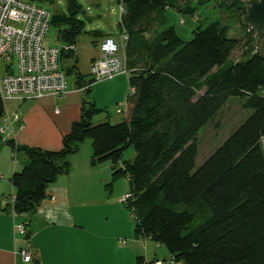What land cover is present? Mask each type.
<instances>
[{
    "label": "trees",
    "instance_id": "1",
    "mask_svg": "<svg viewBox=\"0 0 264 264\" xmlns=\"http://www.w3.org/2000/svg\"><path fill=\"white\" fill-rule=\"evenodd\" d=\"M117 1L122 7L118 30L128 35L123 121L92 124L102 111L86 103L59 151L6 141L28 160L11 177L14 213L30 214L47 199V187L69 173V156L89 139L91 163L110 162L113 181L128 178L131 197L125 207L132 212L137 237L164 246L182 264H264V153L259 145L264 135V54L250 50L258 36L240 19L247 6L235 0L228 8L244 28L242 37L230 36V20L220 16L196 26L192 38L182 41L173 27L163 28L166 10L189 13V8L181 11L177 0ZM211 1L195 0L190 11ZM75 8L71 0L69 11ZM51 23L62 45H74L80 21L51 16ZM244 39L246 58L231 61ZM73 54L61 50L59 58ZM77 79L83 87L80 75ZM233 97L250 115L195 168L199 130ZM3 115L0 100V119ZM128 148L133 158L123 160Z\"/></svg>",
    "mask_w": 264,
    "mask_h": 264
},
{
    "label": "crops",
    "instance_id": "2",
    "mask_svg": "<svg viewBox=\"0 0 264 264\" xmlns=\"http://www.w3.org/2000/svg\"><path fill=\"white\" fill-rule=\"evenodd\" d=\"M96 35L99 39L95 42L96 52L88 60V74L91 61L98 56V45L106 37L99 33ZM78 37L72 45L75 54L78 53ZM56 40L59 42L57 46H62L63 42ZM124 49L125 44H121L123 52ZM78 75L83 79V74ZM78 75L63 97L49 94L39 100H6L21 108L18 114L17 108L9 112L4 107V115L0 119V264H182L173 261L164 246L135 235L133 218L123 203V194L114 192L112 165L110 162L91 163L89 139L90 143L85 140L69 156V173L57 177L47 187V199L30 214L14 213L11 198L15 189L11 177L20 172L28 160L24 153L12 150L6 141L12 140L17 147L59 151L63 136L69 132L72 123L79 120L81 108L86 107V103H93L101 109L100 121L110 123L112 120V124L123 121L124 110L119 113L123 114L121 119L117 114L104 115L103 107L125 102L129 91L128 73L93 84L90 88L94 94L93 101L82 96ZM84 82L83 79L81 83ZM97 90L99 92L95 93ZM107 96L110 100L103 99ZM97 97L105 101L101 106L97 105ZM14 113L19 115L22 128L13 125L2 132L3 121ZM118 163L116 168H122V161ZM124 178L128 183V193L129 181ZM20 225L25 226L24 234L18 230ZM26 231L29 238H26ZM21 250L30 254L29 262L24 261Z\"/></svg>",
    "mask_w": 264,
    "mask_h": 264
},
{
    "label": "rangeland",
    "instance_id": "3",
    "mask_svg": "<svg viewBox=\"0 0 264 264\" xmlns=\"http://www.w3.org/2000/svg\"><path fill=\"white\" fill-rule=\"evenodd\" d=\"M70 1L71 0L37 1L39 5L49 10L52 17L65 16L66 18L81 22V33L76 41L78 53H74L72 56H61V60L59 61L61 69L66 71L67 88H70L77 73L83 74L85 82L90 80V75L88 74V60L91 55L96 52L95 42L99 39L96 33H99L101 36H111L118 41V24L121 14L117 0H75L77 8L72 12L69 11ZM232 1L235 0H212L209 4L199 6L195 11L191 12L190 8L196 7L195 0H177L176 4L180 7L181 11L184 12L185 9L187 10L189 8V13H178L174 9L166 10L165 17L167 22L163 28L173 27L177 36H179L182 41H189L193 36L192 31L196 26L204 27L212 20H216L220 18V16H223L225 19L230 20V36L240 38L243 35L244 28L240 23L234 21V13L228 9ZM237 1L240 5L247 6L246 0ZM243 18L242 16L240 19L243 21ZM57 37L58 28L54 23H51L43 44L45 46H57L59 45V42L56 40ZM244 44L245 39L242 40L240 47L231 53V61H240L246 58V46H244ZM262 45L263 39L258 40V37H256L254 43L250 45V50L252 51L255 49L258 53L264 54V47ZM119 47L121 51V45H119ZM6 64L0 62V73H3V68L7 66ZM71 67H75L74 73H67V70ZM100 87L101 86H98V88ZM98 92L97 90L95 93ZM82 96L86 97V100L93 101L92 97H94V94L92 93V89L87 94L83 92ZM103 99L110 100L108 96ZM97 100L98 106H101L100 104L105 102L101 101L100 97ZM88 103H90V101ZM4 107L8 111L10 110L9 112L17 108L16 111L20 114L21 106L18 107L13 101H4ZM124 107V101L116 104L113 103L111 106L103 107L105 111V113H103L104 115L110 116L114 114L119 115V113L123 112ZM117 110L119 112H117ZM250 113V110L242 107V101L239 98H230L215 117L199 130L195 139L197 145L195 168H198L201 163L245 120V118L250 115ZM102 115L103 114L93 116L92 124L105 122L102 120L100 121ZM118 117L122 119L123 114ZM113 122L112 120L110 121L111 124ZM87 142L90 143L89 140H87ZM84 146H82V149ZM133 155V150L128 148L123 153V160L131 159ZM117 167H119V163H117ZM113 188L115 193L122 192V197H124L128 189L126 178L121 177L116 180L113 184ZM180 208L181 207H177V210H180Z\"/></svg>",
    "mask_w": 264,
    "mask_h": 264
},
{
    "label": "built area",
    "instance_id": "4",
    "mask_svg": "<svg viewBox=\"0 0 264 264\" xmlns=\"http://www.w3.org/2000/svg\"><path fill=\"white\" fill-rule=\"evenodd\" d=\"M119 10L122 11L120 5ZM50 21L51 13L39 5L37 0H0V62L7 63L3 73H0L2 102L15 98L39 100L49 94L60 98L66 94V74L59 65L60 51L73 52L74 48L72 45L43 44ZM127 40V33L120 29L119 43L126 44ZM119 43L111 36L103 38L98 45V56L90 63V80L84 82L81 91L84 92L93 84L112 80L119 74L128 73L125 55L120 51ZM261 94L264 96V87ZM55 113H58V109H55ZM13 125L18 129L22 128L17 113L6 117L1 131L11 129ZM259 145L264 153V135L261 136ZM130 197L126 193L123 203ZM14 198H11L12 205ZM129 213L133 218L132 212ZM18 230L22 234L25 232L22 225ZM20 253L25 262L31 260L30 254L25 250Z\"/></svg>",
    "mask_w": 264,
    "mask_h": 264
},
{
    "label": "water",
    "instance_id": "5",
    "mask_svg": "<svg viewBox=\"0 0 264 264\" xmlns=\"http://www.w3.org/2000/svg\"><path fill=\"white\" fill-rule=\"evenodd\" d=\"M247 11L243 18L245 25L252 28L258 40L264 36V0H248Z\"/></svg>",
    "mask_w": 264,
    "mask_h": 264
},
{
    "label": "flooded vegetation",
    "instance_id": "6",
    "mask_svg": "<svg viewBox=\"0 0 264 264\" xmlns=\"http://www.w3.org/2000/svg\"><path fill=\"white\" fill-rule=\"evenodd\" d=\"M247 1H248V0H246V2H247ZM262 39H264V36L261 38V40H262Z\"/></svg>",
    "mask_w": 264,
    "mask_h": 264
}]
</instances>
